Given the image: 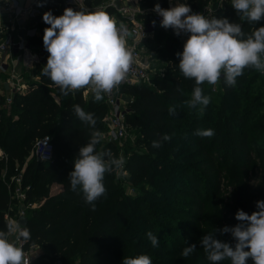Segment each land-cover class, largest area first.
I'll return each instance as SVG.
<instances>
[{
    "label": "trees",
    "instance_id": "16d2710c",
    "mask_svg": "<svg viewBox=\"0 0 264 264\" xmlns=\"http://www.w3.org/2000/svg\"><path fill=\"white\" fill-rule=\"evenodd\" d=\"M61 1L37 0L42 8L37 20L39 34L29 40V45L39 60L22 74L28 85L24 94L15 92L5 107L0 97V150L4 155L0 158V230L6 231L4 214L14 215L19 205L31 233L23 249H42L31 264L57 260L61 264H122L123 258L141 254L149 255L152 264H211L201 246L202 237L213 233L214 238L227 243L220 230L243 223L235 218L237 211L243 210V198L254 201L255 211L256 202L264 200V110L258 109L260 88L252 87L259 71L246 68L234 87L227 86L222 77L215 94H210L211 86L205 82L201 87L203 94L211 97L209 105L203 112L199 106L189 108L185 101L191 99L195 81L181 72L179 80L174 77L173 72L180 70L179 59L172 53L180 51L187 39L181 40L173 29L155 24L150 39L162 43L173 59L169 74L153 77L150 84L120 85L118 89L127 104L125 121L139 134L136 141L147 151L129 152L124 165L127 181L137 195L124 192L123 180L115 178L114 170L105 174L106 193L94 202L93 210L79 188L71 189L68 174L92 131L105 133V97L99 102L94 94L85 99L83 89L64 96L42 74L49 55L43 46L44 29L50 27L43 14L51 11L54 16L62 15ZM207 1L188 0V6L198 9ZM85 3L99 5L102 1ZM157 3L167 8V0H138L141 9H153ZM106 11L115 13L112 8ZM213 17L240 23L245 34L264 26V19L256 24L242 21L231 3L217 9ZM138 18L151 22L149 13ZM32 75L37 81L30 79ZM74 105L94 114L95 129L78 118ZM170 107H175V115L169 114ZM198 129H212L214 135L197 136ZM165 134L171 140L162 141ZM45 136L53 146L49 163L31 156L35 141ZM153 141H160L161 146L153 147ZM96 150H110L117 158L116 145L105 137ZM19 173L22 186L28 189L26 199L16 202L11 200L7 186ZM52 184L58 188L49 193ZM34 202L38 206L26 207ZM149 231L157 236L158 246L151 244ZM193 244L196 250L183 257V249ZM248 264H252L250 259Z\"/></svg>",
    "mask_w": 264,
    "mask_h": 264
},
{
    "label": "clouds",
    "instance_id": "9594fccd",
    "mask_svg": "<svg viewBox=\"0 0 264 264\" xmlns=\"http://www.w3.org/2000/svg\"><path fill=\"white\" fill-rule=\"evenodd\" d=\"M231 7L249 24L264 19V0H231ZM153 11L162 17L161 27L173 29L177 36L182 32L190 34L182 53H176L180 72L185 78L194 79L196 85L191 99L185 101L189 108L200 106L199 111L203 112L209 105L211 97L204 95L201 87L205 82L216 85L223 77L227 86L234 87L246 68L264 74V26L245 34L240 23L230 22L227 17L209 19L179 2L168 9L157 3ZM43 21L50 27L44 29L43 46L49 55L42 74L58 86L64 96L87 88L99 102L104 94L112 93L127 78L134 62L126 41L128 30L107 11L83 8L76 11L69 7L59 16L45 12ZM152 24L155 26L156 21ZM73 107L78 118L95 129L94 114L85 112L79 105ZM168 111L170 115L176 113L175 107ZM195 134L212 137L214 131L198 129ZM103 139L101 131L93 130L90 140L79 148L73 170L68 174L71 189L79 188L93 210L94 202L106 193L105 174L123 169L126 162L122 154L116 158L110 150L97 151L96 146ZM161 140L169 141L171 136L165 134ZM152 146L158 148L161 142L153 141ZM256 207L258 210L251 215L238 210L235 218L243 223L220 230L231 233L236 241L234 247L214 238L213 233L202 237L200 243L211 264L224 260H230L231 264H248L249 259L252 264H264V200L257 201ZM13 235L15 239H11ZM147 237L154 247L158 246L156 235L149 231ZM30 239L28 227L9 219L6 231L0 230V264H26L21 240ZM195 250V244L187 246L181 255L188 257ZM122 264H152V260L149 255L141 254L123 258Z\"/></svg>",
    "mask_w": 264,
    "mask_h": 264
},
{
    "label": "built area",
    "instance_id": "2783aa9c",
    "mask_svg": "<svg viewBox=\"0 0 264 264\" xmlns=\"http://www.w3.org/2000/svg\"><path fill=\"white\" fill-rule=\"evenodd\" d=\"M135 6H129L122 0H110L106 5L112 8L115 14L122 20H117L126 25L128 35L126 36L127 46L133 53L134 62L130 68L127 78L120 85H133L137 83L150 84L148 72L153 70L152 60H148L143 53L146 41L153 37L154 26L152 21L160 24V17L153 9H141L138 0H134ZM186 3L188 0H167V8L174 7L176 3ZM231 0H208L206 4L198 9H192L193 13H200L211 19L215 11ZM61 10L72 8L79 11L80 8L88 11H96L98 8L90 7L85 0H62L59 4ZM42 8L38 6L37 0H26L23 7H20L16 0H0V97H3L2 107L11 104L12 96L15 92L24 94L28 85L24 82L23 72L30 71L34 64L38 62L39 55L32 50L29 40L38 36L37 20ZM149 13L151 22H145L138 18V15ZM174 31V30H173ZM188 33H181L178 37L181 40L188 39ZM119 85V86H120ZM119 86L110 94H104L107 112L104 116V123L107 125L104 133L105 140L110 143L119 142L126 134L129 127L125 121L126 109L123 107L126 100L121 99ZM53 146L48 137H42L35 141L31 156L37 161L49 163L52 160ZM4 155L0 150V158ZM10 198L13 201L21 202L26 199V190L21 183V173L10 178L7 186ZM26 207H34L32 203H27ZM24 216V211L18 208L17 213L11 215L9 212L4 214V220L16 219ZM15 239V237H14ZM22 247L25 242L21 240ZM25 252L26 264H31L32 260L28 250ZM52 264H61L58 260Z\"/></svg>",
    "mask_w": 264,
    "mask_h": 264
},
{
    "label": "rangeland",
    "instance_id": "374dc122",
    "mask_svg": "<svg viewBox=\"0 0 264 264\" xmlns=\"http://www.w3.org/2000/svg\"><path fill=\"white\" fill-rule=\"evenodd\" d=\"M102 3H100L99 5H89L90 7H94V8H98V9H102L106 11V5H108L110 3V0H101ZM134 0H122L123 3L128 4L130 7L131 6H135L136 3L133 2ZM97 10V9H95ZM117 20V18H116ZM152 39V38H151ZM150 39V42L152 41ZM159 45V46H158ZM161 44H155L154 41H152L151 43L147 44L145 43L144 48H143V53L144 56L148 59V60H152V67L153 70L148 72V76L150 77V81H152L153 77H163L164 75L166 76L168 72V65H170V63L173 61L172 58L168 57V54L166 53L167 51L165 50L164 46H160ZM183 51V45H181V50L180 51H176L174 50L172 53L174 54V57L177 58L178 56L176 55V53L180 52L182 53ZM179 59V57L177 58ZM155 67V68H154ZM174 77L178 78L179 80V75H180V71H175L173 72ZM30 79L32 81H37L36 77L34 75L30 76ZM242 82V80H241ZM244 83V82H242ZM211 89H210V94H215L216 92H218L219 88H218V83L216 85H210ZM260 88V96H256L257 97V102H261L260 104V108H258L259 110H264V74H262L261 72H259V76L257 78H255V80L252 83V87H256ZM88 93L87 95H85V93ZM83 97L86 99L87 97H89L90 95H92L93 93L85 88L83 89ZM123 107L125 109H127V104H124ZM200 107V106H199ZM106 127L107 125L104 123V130L106 131ZM137 132H135L134 130H132L130 127H128L125 136L117 143H114L116 145V148L118 149V154H117V158L120 157V155L122 154L126 159H128L129 157V152H136L139 151L141 153H146V149L142 146L139 145L136 141L137 137L139 134H136ZM141 137V135H140ZM128 149V150H127ZM28 160V158H27ZM115 178L120 181L123 180V182H121V187L123 188L124 192L126 194H130V195H137V192L134 188V191L131 187V183L129 181H127L128 179V173L127 171L124 169H120V170H115ZM252 185H255V179H253L251 181ZM58 186L56 184H52L50 186V192L49 193H53L57 190ZM254 196V195H253ZM177 197H181L180 195H177ZM34 207L38 206V202H34L32 203ZM17 207L19 208V205H17ZM241 209H243L246 212H249L250 214L252 212L255 211V206H254V201L252 200H245L243 198V206L241 207ZM225 235V239L227 241V243H229L230 245H232L233 247L235 246L236 241L234 240V238L232 237L231 233H224ZM14 235L13 237H11V239H14ZM42 249H40L38 246H34L32 248L29 249V254H30V258L32 261H34V259L36 258L37 255H39L41 253Z\"/></svg>",
    "mask_w": 264,
    "mask_h": 264
},
{
    "label": "water",
    "instance_id": "95a60500",
    "mask_svg": "<svg viewBox=\"0 0 264 264\" xmlns=\"http://www.w3.org/2000/svg\"><path fill=\"white\" fill-rule=\"evenodd\" d=\"M16 1L18 2V4H19L20 7H23V6H24V3H25L26 0H16ZM121 99L124 100L125 97H124V96H121ZM18 222H19L22 226H25V224H26V219H25V217H24V216L19 217Z\"/></svg>",
    "mask_w": 264,
    "mask_h": 264
},
{
    "label": "bare ground",
    "instance_id": "6f19581e",
    "mask_svg": "<svg viewBox=\"0 0 264 264\" xmlns=\"http://www.w3.org/2000/svg\"><path fill=\"white\" fill-rule=\"evenodd\" d=\"M155 68V67H154Z\"/></svg>",
    "mask_w": 264,
    "mask_h": 264
}]
</instances>
